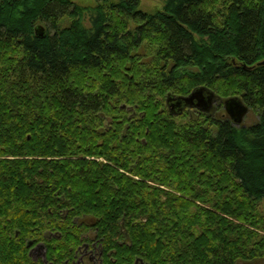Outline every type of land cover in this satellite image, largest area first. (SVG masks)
I'll return each mask as SVG.
<instances>
[{"label": "trees", "instance_id": "trees-1", "mask_svg": "<svg viewBox=\"0 0 264 264\" xmlns=\"http://www.w3.org/2000/svg\"><path fill=\"white\" fill-rule=\"evenodd\" d=\"M262 60L264 0H0V264L62 263L79 217L107 264L264 257ZM200 86L256 121L167 111Z\"/></svg>", "mask_w": 264, "mask_h": 264}, {"label": "flooded vegetation", "instance_id": "flooded-vegetation-1", "mask_svg": "<svg viewBox=\"0 0 264 264\" xmlns=\"http://www.w3.org/2000/svg\"><path fill=\"white\" fill-rule=\"evenodd\" d=\"M174 101L175 97L173 96L168 98L167 101L165 99L166 109L173 116H184L187 119H196L200 118L202 114L204 116H208L213 115L214 113L217 114L221 111L224 112L223 108L222 110L217 109L218 106H222V100L216 95H214L210 102L204 106V109L197 108L196 106H184L183 102H181L179 106H172ZM193 103L195 104L196 101L194 100ZM73 220L82 221L89 226H87V231L81 233L76 247L72 252L68 251L69 253L64 258L62 263H54L53 260H46L45 255L47 249L43 241L29 243V256L33 260H40L42 264H107V260L110 259L111 256L104 254L103 249L100 247L99 238H97L95 234L91 233L92 219L89 221L87 218L79 217L74 218ZM133 264H145V262L139 258L135 259Z\"/></svg>", "mask_w": 264, "mask_h": 264}, {"label": "water", "instance_id": "water-1", "mask_svg": "<svg viewBox=\"0 0 264 264\" xmlns=\"http://www.w3.org/2000/svg\"><path fill=\"white\" fill-rule=\"evenodd\" d=\"M34 31L38 36H42L44 33V27L42 25H37ZM259 64L264 65V60L260 61ZM214 95L215 94L212 91L206 89L203 86L196 87L192 89L187 95L173 96L175 97V101L172 103V106H179L180 103L183 102L184 106H196L197 108L204 109V106L210 102ZM168 98H171V96L167 95L166 101ZM194 100L196 101L195 104L193 103ZM222 108L226 116L234 125H239L242 123L243 118L248 110V107L239 97L236 96L224 98L222 100Z\"/></svg>", "mask_w": 264, "mask_h": 264}, {"label": "rangeland", "instance_id": "rangeland-1", "mask_svg": "<svg viewBox=\"0 0 264 264\" xmlns=\"http://www.w3.org/2000/svg\"><path fill=\"white\" fill-rule=\"evenodd\" d=\"M71 1L77 2L81 5H94V4H96V0H71ZM162 4H163V0H139V8L145 12H153L156 9H161ZM41 25L44 28H46V26L43 23ZM137 53L139 54L140 62H143V63L151 62L152 54H151L150 49H146L143 47L142 49H139ZM167 95H169V94H167ZM220 99L223 100L222 98H220ZM127 109L131 112H134V110L132 109V106L128 107ZM217 109L222 110V106H218ZM216 112H218V111H216ZM177 117L180 118L182 121L188 120L184 116H177ZM256 119H257L256 113L253 112V110L248 109L247 114L244 116L241 124H250V123L256 121ZM107 120L109 121V118H107ZM258 206H259L258 207L259 212L264 216V197L261 199ZM258 233L260 235L264 236V230H258ZM239 264H264V257H256V258H253L250 260L242 261Z\"/></svg>", "mask_w": 264, "mask_h": 264}]
</instances>
